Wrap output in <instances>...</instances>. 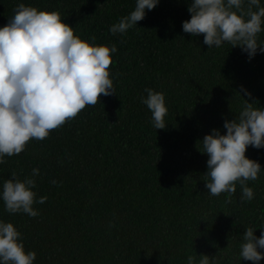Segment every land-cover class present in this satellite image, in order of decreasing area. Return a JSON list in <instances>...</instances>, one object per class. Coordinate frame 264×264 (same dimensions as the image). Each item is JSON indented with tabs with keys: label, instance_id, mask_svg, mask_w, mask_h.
Segmentation results:
<instances>
[{
	"label": "trees",
	"instance_id": "obj_1",
	"mask_svg": "<svg viewBox=\"0 0 264 264\" xmlns=\"http://www.w3.org/2000/svg\"><path fill=\"white\" fill-rule=\"evenodd\" d=\"M18 2L0 0V26ZM22 2L58 11L74 34L95 37L91 43L116 45L108 66L114 92L0 163V182L13 170L23 179L39 169L34 191L46 199L33 204L37 216L8 213L0 201V219L35 251L33 264H186L196 253L253 264L240 260L239 243L245 228L259 236L264 227V169L246 181L251 200H240L238 183L227 199L212 196L200 139L213 127L223 132L244 98L264 106V53L248 58L227 42L208 48L202 33L183 32L189 0H158L123 35L109 26L135 0ZM257 39L264 41V24ZM146 87L165 97L164 128L153 127L140 102ZM245 155L264 168V147L249 145Z\"/></svg>",
	"mask_w": 264,
	"mask_h": 264
},
{
	"label": "clouds",
	"instance_id": "obj_2",
	"mask_svg": "<svg viewBox=\"0 0 264 264\" xmlns=\"http://www.w3.org/2000/svg\"><path fill=\"white\" fill-rule=\"evenodd\" d=\"M157 3L135 0L134 8L112 23L109 32L123 35ZM187 11L190 17L182 20V31L202 33L208 48L227 42L240 46L248 58L257 51L264 53V41L257 39L264 24L262 0H189ZM94 39L74 34L73 27L54 9L38 8L22 0L16 4L13 14L0 26V163L5 156L19 154L30 139H44L85 105L95 104L98 95L114 92L108 66L116 45L89 42ZM144 92L146 95L139 99L150 111L153 127L164 128L167 106L163 93L150 87ZM240 92L250 95L243 85ZM222 127L223 132L213 127L200 139V151L207 154L204 188L212 196L224 192L227 199L238 183L240 200H251L254 192L246 181L255 180L264 168L246 156L245 150L249 145L264 147V106L254 107L244 98L239 112L233 119H224ZM38 174L39 169L33 167L21 179L13 170L0 182V201L6 212L38 215L33 204L46 199L34 191ZM259 228V236L252 227L243 231L240 260L258 264L264 257V227ZM20 237L11 221L0 219V264H33L36 253L25 250ZM186 264H217V260L196 253L187 256Z\"/></svg>",
	"mask_w": 264,
	"mask_h": 264
}]
</instances>
